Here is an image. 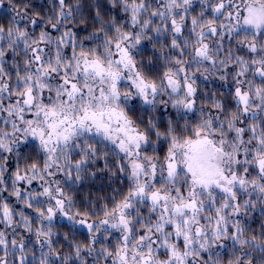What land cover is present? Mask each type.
Here are the masks:
<instances>
[{
	"label": "snow or ice",
	"instance_id": "snow-or-ice-1",
	"mask_svg": "<svg viewBox=\"0 0 264 264\" xmlns=\"http://www.w3.org/2000/svg\"><path fill=\"white\" fill-rule=\"evenodd\" d=\"M48 5L0 0V264H264V0Z\"/></svg>",
	"mask_w": 264,
	"mask_h": 264
},
{
	"label": "trees",
	"instance_id": "trees-1",
	"mask_svg": "<svg viewBox=\"0 0 264 264\" xmlns=\"http://www.w3.org/2000/svg\"><path fill=\"white\" fill-rule=\"evenodd\" d=\"M20 0H16L17 6H19ZM96 0H86V4L91 5L94 4ZM100 3H102L104 7V11L106 13H111L116 15L118 18L121 17V13L117 10H112L109 9L107 6V0H99ZM31 3H33L36 6L37 10L43 9L44 13L46 14L48 11V0H31ZM89 11V8H85V13ZM9 9L7 7L3 8V10L0 11V22L7 21L10 18L9 14ZM152 49L149 47L146 52L145 56L151 55ZM219 87V82H210L208 83V88L209 89H216ZM136 115H142L139 111L136 112ZM29 152L31 151L30 149L28 150ZM113 187L115 185H112ZM125 185L121 184L120 187H124ZM111 195V187L109 186V181L106 179H99L96 180L95 182H89L86 183L85 185L81 186L80 189H78L77 192V198L78 201L81 204H86L89 200H92L93 202L102 200L103 197L105 196H110ZM255 221H250L252 228L255 229L257 232H259V223H260V214L259 212L255 213ZM59 227V225H58ZM61 231H65L66 229L60 228Z\"/></svg>",
	"mask_w": 264,
	"mask_h": 264
},
{
	"label": "rangeland",
	"instance_id": "rangeland-1",
	"mask_svg": "<svg viewBox=\"0 0 264 264\" xmlns=\"http://www.w3.org/2000/svg\"><path fill=\"white\" fill-rule=\"evenodd\" d=\"M3 10V9H0V11ZM10 14V13H9Z\"/></svg>",
	"mask_w": 264,
	"mask_h": 264
}]
</instances>
